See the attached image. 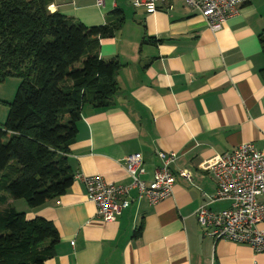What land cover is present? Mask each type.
Instances as JSON below:
<instances>
[{"label":"crops","instance_id":"1","mask_svg":"<svg viewBox=\"0 0 264 264\" xmlns=\"http://www.w3.org/2000/svg\"><path fill=\"white\" fill-rule=\"evenodd\" d=\"M49 9L85 25L104 24L115 9L124 15L119 30L98 42L101 58L121 64L119 91L107 107H81L68 146L72 174L126 184L123 158L139 152L140 178L148 182L159 165L156 151L163 150L176 153L172 168L188 178L177 176L172 194L155 204L132 189L133 200L110 222L97 216L74 178L38 208L8 199L25 218L55 227L59 240L43 264H264V251L204 235L194 214L216 190L206 165L217 154L243 142L264 151V0L239 4L217 31L179 0L153 12L130 0H53ZM209 207L220 210L227 202Z\"/></svg>","mask_w":264,"mask_h":264},{"label":"trees","instance_id":"2","mask_svg":"<svg viewBox=\"0 0 264 264\" xmlns=\"http://www.w3.org/2000/svg\"><path fill=\"white\" fill-rule=\"evenodd\" d=\"M52 1L0 0V81L20 79L0 124V264H43L52 256L59 240L53 224L27 219L7 201L38 208L65 193L73 181L67 154L81 107H107L119 91L121 64L101 58L98 42L119 30L123 12L85 25L51 11ZM261 43L264 53V38Z\"/></svg>","mask_w":264,"mask_h":264},{"label":"built area","instance_id":"3","mask_svg":"<svg viewBox=\"0 0 264 264\" xmlns=\"http://www.w3.org/2000/svg\"><path fill=\"white\" fill-rule=\"evenodd\" d=\"M174 0H130L133 8L153 12L158 5ZM189 10L196 11L207 27L217 31L222 24L246 0H179ZM101 4L102 0H96ZM168 8H171L169 4ZM159 165L148 182L141 180L144 173L143 159L139 152L125 155L122 164L130 181L126 184L107 182L101 175L87 176L76 172L73 178L82 181L86 195L96 208L97 216L104 222L114 221L121 210L136 198L144 197L155 204L172 194L177 176L188 178L187 171L173 170L176 159L174 151H156ZM207 172L213 178L216 190L194 211L197 223L204 235L213 241L226 240L246 244L255 252L264 251V151L251 142H243L222 154H217L207 165ZM225 201L227 207L213 210L209 204Z\"/></svg>","mask_w":264,"mask_h":264},{"label":"rangeland","instance_id":"4","mask_svg":"<svg viewBox=\"0 0 264 264\" xmlns=\"http://www.w3.org/2000/svg\"><path fill=\"white\" fill-rule=\"evenodd\" d=\"M19 82L20 79L16 76H8L3 81H0V124H3L6 120L8 112L7 103L12 101ZM19 201H21L24 208L28 207L23 199H19Z\"/></svg>","mask_w":264,"mask_h":264}]
</instances>
